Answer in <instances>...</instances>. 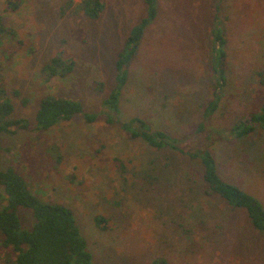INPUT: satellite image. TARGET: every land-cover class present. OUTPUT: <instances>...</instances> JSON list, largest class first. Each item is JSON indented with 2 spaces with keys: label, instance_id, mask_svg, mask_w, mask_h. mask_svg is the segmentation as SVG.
<instances>
[{
  "label": "rangeland",
  "instance_id": "obj_1",
  "mask_svg": "<svg viewBox=\"0 0 264 264\" xmlns=\"http://www.w3.org/2000/svg\"><path fill=\"white\" fill-rule=\"evenodd\" d=\"M21 2L11 12L0 0V87L12 97L13 117L33 123L45 96L77 100L84 112L99 113L116 87L117 56L147 16L144 0H101L94 20L75 6L81 0L65 11L66 0ZM155 8L127 67L121 121L148 120L186 150L208 146L219 175L264 206V130L238 140L215 135L264 100L258 76L264 71V0H156ZM214 17L226 32V91L198 135ZM54 57L71 60L73 70L50 77L44 68ZM6 167L41 201L73 212L92 264H264L263 236L243 210H225L203 193L198 161L156 151L104 117L88 124L77 115L44 132L0 135V168ZM5 201L2 194L0 209ZM18 215L29 229L31 212L20 208ZM96 216L107 228L96 226ZM1 243L0 234V264H13L14 252Z\"/></svg>",
  "mask_w": 264,
  "mask_h": 264
},
{
  "label": "trees",
  "instance_id": "obj_2",
  "mask_svg": "<svg viewBox=\"0 0 264 264\" xmlns=\"http://www.w3.org/2000/svg\"><path fill=\"white\" fill-rule=\"evenodd\" d=\"M147 16L134 27L125 41V47L115 62L116 87L103 99L99 113H86L81 103L70 98L45 96L40 99L33 123L24 118H14V105L10 94L0 87V135H14L17 131L44 132L61 122L70 121L80 115L85 123L91 124L101 117L107 125H119V129L131 139H138L148 147L158 151L175 150L191 160L198 161L202 171V191L225 210H243L249 218L252 228L264 238V206L255 196L237 185L225 181L218 172V166L212 151L206 145L193 149L182 148L181 141L162 129L155 128L148 120L132 117L121 121V88L127 82V67L135 56L143 32L148 23L155 19L156 0H144ZM21 0H4L5 11L18 10ZM74 5V0H66L63 11ZM89 19H98L104 8L101 0H81L76 4ZM215 18V17H214ZM1 30V29H0ZM5 31V29H3ZM15 39V32L8 31ZM211 57L209 56V93L201 106V122L196 134L203 135L208 129L209 120L223 102L227 83V39L225 28L215 18L210 29ZM71 60L54 57L44 70L50 77H64L73 70ZM60 72V73H59ZM59 73V74H58ZM264 86V71L258 73ZM2 86V85H1ZM13 95H19L13 91ZM23 104L27 100L21 101ZM257 130H264V100L257 111L239 118L227 132H215L217 140H238L253 135ZM224 134V135H222ZM221 135V136H220ZM209 140L210 135H204ZM0 196L5 195V205L0 209V234L2 247L11 249L15 254L13 264H92V256L87 251V243L77 225L73 212L58 204L41 201L27 187L23 178L12 168H0ZM31 212L33 223L23 226L18 209ZM97 227L107 228L106 220L96 216ZM31 227V228H30ZM151 264H163L154 260Z\"/></svg>",
  "mask_w": 264,
  "mask_h": 264
}]
</instances>
